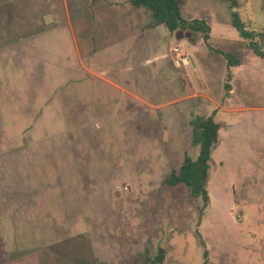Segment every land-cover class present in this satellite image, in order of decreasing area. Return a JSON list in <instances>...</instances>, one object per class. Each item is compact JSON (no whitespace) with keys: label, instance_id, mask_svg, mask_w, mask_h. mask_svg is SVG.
<instances>
[{"label":"rangeland","instance_id":"obj_1","mask_svg":"<svg viewBox=\"0 0 264 264\" xmlns=\"http://www.w3.org/2000/svg\"><path fill=\"white\" fill-rule=\"evenodd\" d=\"M177 1L210 38L161 39L165 58L135 87L110 82L121 66L101 38L118 35L125 0H0V256L264 264V58L234 26L264 31V0ZM210 116L205 204L169 179L197 158L194 122Z\"/></svg>","mask_w":264,"mask_h":264},{"label":"trees","instance_id":"obj_2","mask_svg":"<svg viewBox=\"0 0 264 264\" xmlns=\"http://www.w3.org/2000/svg\"><path fill=\"white\" fill-rule=\"evenodd\" d=\"M131 4L137 8H143L148 11L156 24L164 25L172 33L187 34H203V39L208 41L210 36V27L201 19L186 20L181 16L180 7L177 0H131ZM241 36L249 43V48L253 52L264 58V31L254 33L247 30L244 26L235 25ZM239 63L232 64L228 61V78L230 77V68L238 66ZM225 90L230 91L231 88L225 84ZM194 126L198 132L197 144L199 145V153L195 160L185 158L178 170L172 171L169 183L171 185H183L190 189L193 198H201L202 201L208 203V194L206 191V181L208 177L209 162L211 160L212 150L219 141L220 125L210 117H198ZM54 255H59L56 250H50ZM48 251H45L46 260L48 259ZM165 259V250L159 249L158 254L151 261L152 264H163ZM53 259L51 264L54 263ZM42 264V261L40 262ZM206 264V263H204Z\"/></svg>","mask_w":264,"mask_h":264},{"label":"crops","instance_id":"obj_3","mask_svg":"<svg viewBox=\"0 0 264 264\" xmlns=\"http://www.w3.org/2000/svg\"><path fill=\"white\" fill-rule=\"evenodd\" d=\"M130 1L125 0V6L122 7L121 17L124 22L121 23L118 35L111 34V31L108 30L102 32L101 38L104 40L111 39V43L116 45L117 52L115 53H117V56L115 58L117 62L113 65L118 63L121 66L119 73L112 76L113 81L110 82L114 83V80H117L122 84H134L136 87L138 84L143 83L144 73L142 70L144 66H149L150 62L165 58L166 52L164 50L159 53L156 51L160 40L164 38L174 40L176 33L170 32L164 25L156 24L148 11L146 14L145 9L133 6ZM112 39H115V41L112 42ZM183 40L189 47L187 52L189 54L186 55V59L183 62L187 60L190 63L192 58L190 54L196 53V45L185 37ZM81 43L83 44L77 45V50L81 57L82 51L85 55L84 57L89 61L97 57L96 52L90 47L88 38L82 37ZM83 48L87 49V51L83 50ZM122 92L126 93L127 89L122 88ZM2 258L3 256H0V264H39L37 262L38 259L35 260L30 255L21 257L17 261L16 259L12 260V257L11 259L8 257Z\"/></svg>","mask_w":264,"mask_h":264},{"label":"built area","instance_id":"obj_4","mask_svg":"<svg viewBox=\"0 0 264 264\" xmlns=\"http://www.w3.org/2000/svg\"><path fill=\"white\" fill-rule=\"evenodd\" d=\"M252 31H253L254 33H258L257 29H252ZM174 51L179 52V50H178L177 48L174 49Z\"/></svg>","mask_w":264,"mask_h":264},{"label":"water","instance_id":"obj_5","mask_svg":"<svg viewBox=\"0 0 264 264\" xmlns=\"http://www.w3.org/2000/svg\"><path fill=\"white\" fill-rule=\"evenodd\" d=\"M50 18H51V15H47V16H46V22H47V23H50V20H49Z\"/></svg>","mask_w":264,"mask_h":264}]
</instances>
